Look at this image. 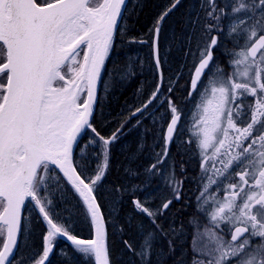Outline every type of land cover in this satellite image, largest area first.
Here are the masks:
<instances>
[{
    "label": "snow or ice",
    "instance_id": "snow-or-ice-1",
    "mask_svg": "<svg viewBox=\"0 0 264 264\" xmlns=\"http://www.w3.org/2000/svg\"><path fill=\"white\" fill-rule=\"evenodd\" d=\"M0 264H264V0H0Z\"/></svg>",
    "mask_w": 264,
    "mask_h": 264
}]
</instances>
